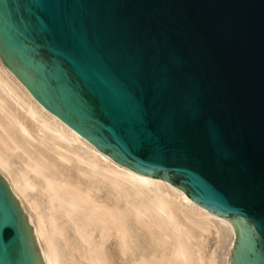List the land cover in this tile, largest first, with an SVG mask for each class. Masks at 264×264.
<instances>
[{
    "label": "water",
    "instance_id": "obj_1",
    "mask_svg": "<svg viewBox=\"0 0 264 264\" xmlns=\"http://www.w3.org/2000/svg\"><path fill=\"white\" fill-rule=\"evenodd\" d=\"M0 59L117 163L235 229L264 264V0H0ZM0 264H45L0 175Z\"/></svg>",
    "mask_w": 264,
    "mask_h": 264
},
{
    "label": "bare ground",
    "instance_id": "obj_2",
    "mask_svg": "<svg viewBox=\"0 0 264 264\" xmlns=\"http://www.w3.org/2000/svg\"><path fill=\"white\" fill-rule=\"evenodd\" d=\"M0 175L34 228L45 264H218L215 252L204 251L211 230L225 238L218 257L230 264L229 220L98 150L1 59Z\"/></svg>",
    "mask_w": 264,
    "mask_h": 264
},
{
    "label": "rangeland",
    "instance_id": "obj_3",
    "mask_svg": "<svg viewBox=\"0 0 264 264\" xmlns=\"http://www.w3.org/2000/svg\"><path fill=\"white\" fill-rule=\"evenodd\" d=\"M211 233H209V234H207L206 236H205V244H204V251H205V254L207 255V256H209V255H212L214 252H215V255L217 256V258H218V264H222V259L224 258V256H223V254L226 252V248H227V243H225V238H224V240H222L223 238H221L222 237V235L221 236H219V234H217L216 232H215V230H211L210 231ZM216 233V234H215ZM215 235V236H214ZM214 237V238H213ZM217 237V238H216ZM218 237H220V238H218ZM224 245V246H223ZM222 247V248H221ZM223 248H225V249H223ZM222 250V251H221ZM224 250V251H223ZM216 251H217V253H216ZM224 252V253H223ZM220 255H222L223 256V258L222 257H218V256H220ZM221 258V259H220ZM220 260V261H219ZM219 262H221V263H219Z\"/></svg>",
    "mask_w": 264,
    "mask_h": 264
}]
</instances>
